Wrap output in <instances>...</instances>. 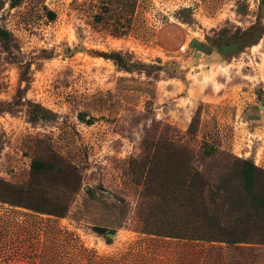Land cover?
<instances>
[{"label":"rangeland","instance_id":"obj_1","mask_svg":"<svg viewBox=\"0 0 264 264\" xmlns=\"http://www.w3.org/2000/svg\"><path fill=\"white\" fill-rule=\"evenodd\" d=\"M10 3L0 27L19 51L0 52V179L25 183L51 146L81 181L62 218L0 202V264H264L262 244L137 233L130 163L148 135L206 141L264 169V0H138L123 37L92 24L98 0ZM111 52L125 68L101 56ZM12 61L30 63L22 98ZM27 102L50 114L30 123Z\"/></svg>","mask_w":264,"mask_h":264},{"label":"trees","instance_id":"obj_2","mask_svg":"<svg viewBox=\"0 0 264 264\" xmlns=\"http://www.w3.org/2000/svg\"><path fill=\"white\" fill-rule=\"evenodd\" d=\"M137 1L98 0L92 24L111 37L126 36ZM17 2L11 0L10 7ZM44 9L47 19L54 20L55 13ZM13 51H19L15 38L0 27V52L6 60H13ZM101 56L125 68L120 54ZM12 63L18 69L19 83H25L16 92V97L22 98L30 83V63ZM14 105L19 104L6 106L11 110ZM46 113L50 114L41 105L27 102L30 123L43 120ZM194 125L192 119L188 136L196 132ZM141 151L138 158L130 160L141 185V224L137 233L226 245H264V169L206 141L197 146L178 145L164 136L146 135ZM39 154L30 163L25 183L11 184L0 179V202L62 218L79 190V170L51 146H45Z\"/></svg>","mask_w":264,"mask_h":264}]
</instances>
